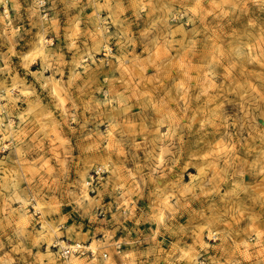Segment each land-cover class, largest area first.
<instances>
[{"label":"rangeland","instance_id":"1","mask_svg":"<svg viewBox=\"0 0 264 264\" xmlns=\"http://www.w3.org/2000/svg\"><path fill=\"white\" fill-rule=\"evenodd\" d=\"M135 220L264 264V0H0V264H115Z\"/></svg>","mask_w":264,"mask_h":264},{"label":"crops","instance_id":"2","mask_svg":"<svg viewBox=\"0 0 264 264\" xmlns=\"http://www.w3.org/2000/svg\"><path fill=\"white\" fill-rule=\"evenodd\" d=\"M107 2L108 3L103 1L101 7L109 6L110 10L115 8L114 5H110L112 2ZM136 221L137 220L131 222V224L127 226L128 228L125 233L123 232V234H118L115 237V240H122L126 245L123 249L125 252L124 259H120L118 256L114 257L115 264H194L189 258L193 256L197 257V255H200L201 251H203V248L198 246V242L195 237L191 236L194 240H189V236H186L188 238L184 240L185 235L183 233L178 236L182 240L180 246L177 248L171 249V247H168L164 250L165 252L157 254V251H155L156 253L152 251L150 246L151 244L148 240H142V242H146L148 246L145 247L143 245L141 249L137 246L140 240L139 232H141V223L136 224ZM144 231L145 230L143 229L142 232L144 233ZM144 234L147 235V233ZM145 239H148V237Z\"/></svg>","mask_w":264,"mask_h":264},{"label":"built area","instance_id":"3","mask_svg":"<svg viewBox=\"0 0 264 264\" xmlns=\"http://www.w3.org/2000/svg\"><path fill=\"white\" fill-rule=\"evenodd\" d=\"M44 3L42 1V4L41 6H43ZM100 170H95L93 171V173L90 175V179L89 181L87 182V185L88 186H91L92 187V184L94 183V180L95 178H97V175L100 174ZM91 193L94 192V189L93 187L91 188L90 190ZM75 247L74 248H71L70 246H67V247H63L60 249V257L64 260L68 259L71 255H85L86 253L87 254H90L92 257L94 256V251H92L91 249H89V246H83V245H78V244H75L74 245ZM116 249L118 251H120L121 249V245H117L116 246ZM102 257L103 258H107V254L106 253H103L102 254Z\"/></svg>","mask_w":264,"mask_h":264},{"label":"bare ground","instance_id":"4","mask_svg":"<svg viewBox=\"0 0 264 264\" xmlns=\"http://www.w3.org/2000/svg\"><path fill=\"white\" fill-rule=\"evenodd\" d=\"M5 16H6V17L9 16V14H8V9H7V8H5ZM71 247H72V246H71Z\"/></svg>","mask_w":264,"mask_h":264}]
</instances>
